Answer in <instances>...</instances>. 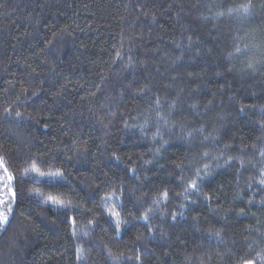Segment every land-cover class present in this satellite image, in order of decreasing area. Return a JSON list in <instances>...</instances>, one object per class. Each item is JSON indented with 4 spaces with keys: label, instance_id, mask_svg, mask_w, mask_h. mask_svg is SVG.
<instances>
[{
    "label": "trees",
    "instance_id": "obj_1",
    "mask_svg": "<svg viewBox=\"0 0 264 264\" xmlns=\"http://www.w3.org/2000/svg\"><path fill=\"white\" fill-rule=\"evenodd\" d=\"M245 2L0 0V155L17 177L29 160L38 156L41 170H60L68 180L66 186L50 187L47 181L34 183L29 175L20 185H14L18 189L16 219L0 241V264H80L77 246L85 250L84 264H111L107 251L114 255L128 253L132 239L145 229L142 223L133 222L117 238L106 222L103 197L114 190L121 196L119 189L123 187V206L117 201L116 210L130 219L128 213L137 214L128 189H138L136 198L149 201L145 207L167 189L170 203L161 207L177 210L182 199L177 196L182 192L180 176L190 178L192 171L202 166L205 151L221 157L222 166L214 168L213 175L201 184L202 193L212 196V201L192 197L197 205L190 214L185 213L188 219L175 227L170 222L161 224L158 216L154 218L152 225L162 227L167 235L155 245L145 242L148 248H154L151 256L145 250V264L149 260L151 264H234L221 255L227 249L248 258L264 253V191H259L256 184L259 169L264 168L258 150L264 147V128L259 126L264 117L259 110L246 115L237 111L241 102L264 106V63L257 64L255 71L246 68L249 61L264 62V0H253L255 7L248 16L227 13L229 7ZM148 9L154 19L144 15ZM221 12L224 14L219 15ZM237 47L247 49V54L237 53ZM182 51L184 66L179 67L175 61ZM230 52L234 54L231 58ZM129 57L136 64L139 83L152 86V91L139 99L134 96L135 88L133 93L119 96L121 83L133 79L125 67ZM28 65L39 73L33 74L34 82L38 85L43 81L44 91L19 105L16 110L25 113V123L17 127L15 113L13 118H6L3 107L15 100L19 89L6 94L3 89L8 81L26 77L31 71ZM53 66L54 71H50ZM189 72L200 76L192 79ZM221 85L225 86L223 92L219 90ZM154 93L161 97L162 115L177 97L181 103L169 117L171 131L161 127L169 143L159 162L143 166L140 157L152 159L154 147H159L152 140L162 124L154 111ZM232 96L238 98L235 103L229 101ZM110 98H115V104ZM209 100L213 105L205 109L203 105ZM105 103H109L107 109L101 107ZM192 103L198 105V110L189 108ZM101 119L107 128L99 122ZM146 119L150 129L147 138L140 131ZM173 123L177 125L174 128ZM180 124L185 134L201 124L209 131L216 129L215 139L204 141L199 135L181 138ZM76 133L86 143V154L71 150L70 137ZM254 144L257 148L252 147ZM226 145L231 150H225ZM112 152L121 157L119 162L109 159ZM229 155L252 163L244 168H240L239 161L226 166L224 158ZM181 162L183 171L175 168ZM203 162L215 164L211 159ZM125 168L138 169L143 183L137 184ZM249 183L253 184L252 190L247 188ZM35 190L79 204L80 208L66 212L51 209L29 195ZM238 191L247 192L244 203L234 199ZM217 197L220 205L233 209L226 217L224 212L210 211L218 207ZM249 198L254 200L251 205L247 204ZM240 207L246 215L237 214ZM197 215L201 219L195 224L191 217ZM65 217H76L77 227L95 218V227L89 229V236L73 240L71 221L64 223ZM22 219L29 228L12 247L7 238L20 231ZM221 228L226 246L207 237L209 229Z\"/></svg>",
    "mask_w": 264,
    "mask_h": 264
},
{
    "label": "snow or ice",
    "instance_id": "obj_2",
    "mask_svg": "<svg viewBox=\"0 0 264 264\" xmlns=\"http://www.w3.org/2000/svg\"><path fill=\"white\" fill-rule=\"evenodd\" d=\"M255 7L253 0H246L245 3L239 4L236 7H229L227 9V13L229 15L238 14L241 16H248L252 13L253 8ZM264 8V4L261 5ZM147 8V5H145ZM224 13L221 12L219 15H223ZM144 15L152 16L153 19L155 18L154 13L151 9H148ZM189 50H191V38H189ZM51 44V41L48 42ZM177 49H180V45H175ZM44 51V49H41ZM210 51V50H209ZM237 53L247 54V49H241L237 47L235 49ZM196 57L200 56L199 52L195 53ZM234 54L228 53L229 58H231ZM118 60H123V57L118 56ZM175 63L179 67H183V51L180 56L176 57ZM264 62L261 61H249L246 65L247 70L255 71L257 64H261ZM31 71L27 73L26 77H22L18 81H8V87L3 89V93H8L9 90L16 91L19 89V92L16 94L15 100H12L10 104H7L3 107V114L6 118H13L16 120V126L19 127L25 123V113L16 110L19 105L23 104L26 100L37 97L44 91L42 85L43 81H39L37 85L34 82L33 74L35 73L36 76L39 75L35 68H32L31 65L27 66ZM126 70L130 72L133 76V79L128 82L127 84L121 83L119 96L123 98L126 94L133 93V89L135 88L136 91L134 93L135 98L139 99L146 96L149 92L152 91V86L150 83H145L141 85L139 83L138 77L136 75V64L129 57L128 64L125 66ZM50 71H54V66ZM231 71V69H229ZM217 76L222 75L221 73H216ZM188 76L192 79H196L200 76V73L196 72H189ZM175 79V77H173ZM31 89V92H30ZM221 92L225 90V86L221 85L220 89ZM197 91V90H194ZM30 93V94H29ZM237 97L232 96L229 97V101L235 103L237 101ZM152 102L155 105L154 111H156L157 117L159 121H162V124L156 128V132L152 135V140L154 145L156 143L159 144V147H154L152 151V159H144L143 156L140 157L142 160L143 166L152 165L154 162L158 163L161 153L166 150L168 146V140H165L163 135L161 134V127L165 128L168 131H171L169 128V117L173 115L177 109L178 105L181 103L179 97L174 99L171 103L168 104L167 113L162 115L161 109L163 108L161 97L154 93L152 97ZM46 103V101H45ZM110 103L115 104V98H110ZM213 105V101L209 100L207 104L203 105L205 109H208ZM102 108L107 109L109 107V103H105L101 105ZM189 108L192 110H198V105L196 103H192L189 105ZM259 110L262 117H264V106H257V105H249L240 103L237 111L241 114H247L249 111H256ZM219 119H224V116H219ZM103 124V120L99 121ZM149 121L145 120V125L140 126V131L145 138H147V134L149 132V128L147 124ZM105 128H107V124H103ZM175 123L172 124V127H176ZM259 126L264 128V120H261ZM127 127V125H126ZM179 127L181 128V138H191L195 135H199L203 138L204 141H208L209 139H215L214 133L216 129L209 131L207 126L201 124L199 127L190 128L186 134L184 132V125L180 124ZM207 133V134H206ZM67 135L68 132L65 131ZM71 139V150L76 152L77 154H86L88 152V148L86 143L83 142L82 137L79 133H76L74 136L70 137ZM190 142V141H189ZM83 145V146H81ZM253 148H257V145H252ZM225 150H231L230 145L225 146ZM259 154L261 158H264V147H260ZM243 151V150H241ZM109 159L120 161L121 157L117 155L116 152H112ZM129 159H131L129 157ZM207 159H211L215 161V164L203 162ZM220 156H211V154L205 151L202 154L201 167H196L192 171V176L190 178H186L183 175L180 176V183L182 186V192L177 193L178 197H182L180 204L177 206V210H168L166 207H161L162 204L165 206L170 203V197L168 194L167 189L162 190L158 193L157 197L151 201L150 206L145 207V205L149 204V201L144 198H136V192L138 189L131 188L127 191L129 192V198L133 200V209L137 215H132L128 213L127 215L130 219H125L124 215L121 211H117V201L120 202L121 207L123 206V192L125 189L121 187L119 191L121 192V196L116 195V191H112L111 194L103 197L104 203L106 207L104 211L107 216V223L113 228V231L117 238H119L124 232H126L129 228V225L133 222H139L143 224L145 231L138 232L135 237L132 239L131 247L129 248L128 253L121 252L119 255H114L110 250L107 251V259L111 262V264H145V250L147 249V255L151 256L154 252V248H148V243H152L153 245L156 244L158 240H163L167 233L164 231L162 227L152 225L151 221L156 218L157 216L160 219L161 224H169L172 227H175L181 220H187L188 217L185 216V213H191L193 208L197 205V200L193 199L192 197H200L203 196L205 201L211 202L213 197L210 195H204L201 190V184L206 180V178L211 177L213 175L214 168L221 167L220 165ZM39 157H35L28 162V167L24 169V171L17 177L9 170L8 164L5 162L3 155H0V241H3L5 238V234L8 232L9 228L12 227L13 221L16 219L15 215V208L17 202V192L18 189L14 187V185H20V182L24 179H27L29 175L32 176V180L34 183L39 181H47V186L50 187H62L68 184L67 177L64 173L60 170H52V171H44L41 170V167L38 166ZM239 161L240 168H244L245 164H251V161H245L242 157L239 156H227L224 158V165L232 167ZM159 167L162 169L164 168L163 164H159ZM252 167H255L252 164ZM175 168L181 169L183 171V162L175 164ZM126 173L130 172L133 178L136 180L137 184L143 183L141 177L138 175V169L136 168H125L124 170ZM259 179L256 181V184L259 185V191H264V168L259 169ZM144 180H147V177H144ZM22 187V186H21ZM249 190L253 189V184L249 183L247 185ZM22 195V192H21ZM30 196H35L38 198V202H42L46 206L51 209L58 210L60 212H66L69 210H77L80 208L79 204H73L71 201H65L62 198L57 196L48 195L44 196L39 190H35L32 193H29ZM244 195H247V192L241 194L239 191L235 193L234 199L239 200L241 203H244ZM216 203L218 205L217 208L210 209L213 213L224 212L225 217L227 213L233 209L225 208L223 205H220L219 198H216ZM254 203V200L249 198L247 201L248 205ZM111 205V207H107V205ZM264 204V201H262ZM87 212L91 213L92 209H87ZM238 215H246L244 207H240ZM94 219H89L87 225H81L77 227L76 217H65L64 223H68L71 221V236L73 240L82 239L89 236V229H94ZM193 223L198 224L200 222V216H192L191 217ZM29 228V224L25 222V220H21L19 224L20 231L18 233H13L12 236L7 238V242L12 246L15 247L19 238L23 236L24 232L27 231ZM159 232V237L156 236V233ZM207 237L209 240H215L219 245H225L226 241L224 239V229H209L207 232ZM148 242V243H145ZM107 245H105V249L107 250ZM251 247V245L249 246ZM222 256H226L234 261V264H257V261H260L261 264H264V253H257L256 258H248L245 255L236 256L232 253L231 249H227V251ZM85 250L79 246H77V254L76 259L80 262V264H84L85 261ZM210 259V257H209ZM149 264H151V260H149Z\"/></svg>",
    "mask_w": 264,
    "mask_h": 264
}]
</instances>
